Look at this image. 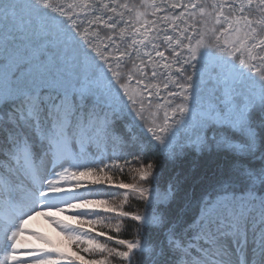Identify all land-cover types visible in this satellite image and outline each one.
I'll list each match as a JSON object with an SVG mask.
<instances>
[{"label": "snow or ice", "instance_id": "obj_1", "mask_svg": "<svg viewBox=\"0 0 264 264\" xmlns=\"http://www.w3.org/2000/svg\"><path fill=\"white\" fill-rule=\"evenodd\" d=\"M86 20L111 30L115 67ZM150 150L230 163L189 219ZM121 158L135 182L100 176ZM84 176L125 190L119 205L79 192ZM66 208L81 226L102 222L95 209L116 214V232L137 225L134 240L107 236L116 247L54 221L105 254L90 264H264V0H0V264H53L23 237L43 240L29 220Z\"/></svg>", "mask_w": 264, "mask_h": 264}, {"label": "trees", "instance_id": "obj_2", "mask_svg": "<svg viewBox=\"0 0 264 264\" xmlns=\"http://www.w3.org/2000/svg\"><path fill=\"white\" fill-rule=\"evenodd\" d=\"M124 0H121L123 3ZM130 3H137L139 4V0H129ZM180 9L171 10L169 12H175L178 14ZM160 15V14H158ZM152 19L153 17H148ZM180 24V27H184L182 23L179 21L177 22ZM87 20L85 21L83 27L88 28V38L96 44H99L100 49L106 55L111 53L112 55L109 56V60L113 63L115 67V59L114 56H118L119 52L115 51V47L111 44L110 41L107 40V36L111 33L110 29H106L103 26L99 27V34L98 32L94 33V26L89 25L88 27ZM123 28V25L119 26ZM119 29L117 30L118 35ZM98 34V36H97ZM175 35V33H173ZM126 39L128 37L126 36ZM109 45L105 47V45ZM124 45H121V49H123ZM150 50V49H149ZM163 50V48L161 49ZM159 61L160 58H156ZM146 72H151V67L145 69ZM159 71L163 72L164 69H159ZM159 83V81H154ZM135 85V81L132 82ZM171 87V85H170ZM155 91V89H153ZM166 95V90H164L161 86V97ZM154 100L159 99L160 103H163V100L158 97H153ZM93 152L97 150L95 148L92 149ZM112 156V149H108L107 156L105 157V161L111 163L110 157ZM146 159H150L154 161L161 169L162 175L160 177L161 184L172 180L174 183L178 184L179 191L177 195V200L173 205L174 208H178L181 206L186 205V218H192L196 215L197 212V205L198 201L202 195V193L208 189L218 178L220 170L222 168L226 169L230 163V158L217 153H204L197 155L195 153H189L188 155L184 156L182 159L178 160L175 163H169L167 161H162V157L159 153L155 151H148L146 153ZM119 163L123 167V171H117L115 168L112 170L105 169V173H101L100 176H104L105 174L112 176L113 182L123 181L125 183H133V177L137 174L134 171V166H136V161L133 160L131 166L125 165L124 160L121 158ZM97 176H84L83 180L87 187L84 189V194L88 195L89 192H93L94 195L90 196L89 198H98L109 200L110 203L116 202L121 200L123 197L122 195H112V191H118L122 193L125 190L122 189H114V184H108L106 181L102 184L96 185L94 181L97 179ZM138 178V177H137ZM104 189L105 191H101L100 193L96 194L95 189ZM120 203V202H119ZM119 203H115V206H118ZM126 211L129 212H143L144 211V204L136 199H130L129 202L124 206ZM97 213V218L102 221L101 223H97L96 226L92 229V233L95 237H97V241L100 243L107 242L109 246H116L114 241H108L107 236L111 235L114 238H123L134 240L137 238V225L135 222L131 221L130 219H124L121 224V230L116 232L111 225L116 223V214L115 213H107L103 212L99 209L94 210ZM110 225V226H105ZM99 232H104L106 235H98ZM80 252L77 254L80 257L90 264V261L95 259L99 260L104 257V253H99L97 256H90L88 253H85L82 249H79ZM83 261V262H84ZM79 264V263H73ZM115 264H120V262L116 261ZM133 264H136V258L133 260Z\"/></svg>", "mask_w": 264, "mask_h": 264}, {"label": "rangeland", "instance_id": "obj_3", "mask_svg": "<svg viewBox=\"0 0 264 264\" xmlns=\"http://www.w3.org/2000/svg\"><path fill=\"white\" fill-rule=\"evenodd\" d=\"M84 13H81V16H83ZM107 15L105 18H107ZM94 26V33L100 32L99 27H102V25L98 26L96 24H92ZM89 27V25H88ZM97 34V36H98ZM102 51V50H101ZM163 117V110H160L158 112V118L162 119ZM80 180L83 182L82 177H80ZM82 189V188H81ZM81 189L78 191L80 192ZM119 203V201L113 202V206H115V203ZM76 210L74 209H68L64 212H47L45 215H37L33 219L29 220L27 225V232L30 233H37L38 235L42 236L43 240H37L35 236L31 235H25L23 239H25L28 243L33 245L35 249L46 252V246L49 247V249H52L54 252L53 261L57 262L58 264H68L70 262H82L84 264L85 261L78 255L77 253L80 252L79 249H82L85 251V249H89L88 251H85V253H88V255L97 256L99 253L98 251H95L93 249V246L89 245L86 242H82L81 240L77 239H71L68 235H66L64 232H61V230L57 227V225L54 223V221H61L64 224L68 225L71 229H75L79 232H82L87 235H91L92 229L96 226H91L87 223H85L83 226L80 225L79 221L74 218V213ZM92 237H95L93 234ZM97 239V237H95ZM47 241V243H45ZM52 242V243H51ZM46 245V246H45ZM51 245H56V247H51ZM52 250H48L49 253L52 252ZM46 252V253H48ZM103 254V253H102ZM52 255V254H51ZM59 256H63L68 258L69 261L66 263L64 259V263L62 262L63 259H59ZM3 257V251H2V245H0V258ZM84 261V262H83Z\"/></svg>", "mask_w": 264, "mask_h": 264}]
</instances>
